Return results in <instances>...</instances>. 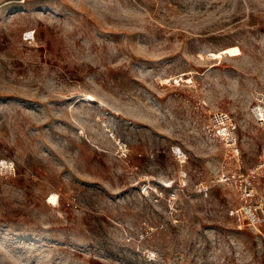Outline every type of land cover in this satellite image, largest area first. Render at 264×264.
<instances>
[{"label":"rangeland","instance_id":"1","mask_svg":"<svg viewBox=\"0 0 264 264\" xmlns=\"http://www.w3.org/2000/svg\"><path fill=\"white\" fill-rule=\"evenodd\" d=\"M262 112L264 0H0V264H264Z\"/></svg>","mask_w":264,"mask_h":264},{"label":"built area","instance_id":"2","mask_svg":"<svg viewBox=\"0 0 264 264\" xmlns=\"http://www.w3.org/2000/svg\"><path fill=\"white\" fill-rule=\"evenodd\" d=\"M259 118L264 123V112ZM230 145H233V142ZM121 149L128 152L125 143H121ZM238 155L239 149L236 147L232 157L235 158ZM182 174L183 176L187 175L186 172ZM261 177H264V147L258 163L241 175V181L236 180L238 193L242 200L237 220L238 227L240 229L245 227L253 229L264 241V189H261L256 183ZM203 192H205V196H208L207 188H204Z\"/></svg>","mask_w":264,"mask_h":264}]
</instances>
